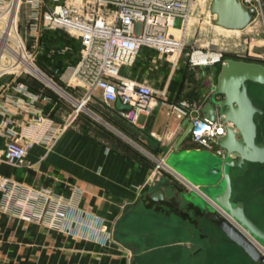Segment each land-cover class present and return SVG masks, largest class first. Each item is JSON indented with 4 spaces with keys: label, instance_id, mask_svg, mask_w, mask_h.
Instances as JSON below:
<instances>
[{
    "label": "crops",
    "instance_id": "obj_1",
    "mask_svg": "<svg viewBox=\"0 0 264 264\" xmlns=\"http://www.w3.org/2000/svg\"><path fill=\"white\" fill-rule=\"evenodd\" d=\"M29 45L36 46L43 71L75 100L32 78L1 79L0 147L16 140L27 147L28 155L20 167L0 163V174L11 177L20 192L47 188L61 196L66 218L36 221L32 212L16 202L19 195L11 206H5L0 195V264H256L213 223L207 208L188 201L183 193L164 187L165 201L150 199V188L159 178L156 160L166 158L212 204L202 187L208 184L210 162L219 155V147L200 146L190 134L176 151L187 120L169 117L160 96L151 114H138L132 121L120 116L123 110L117 103L107 108L100 91L88 97L84 87L67 85L61 78L78 63L81 42L64 29H45L37 43L29 40ZM155 52L156 58L141 52L136 64L121 74L165 90L171 102L187 100L204 108L219 72L206 67L204 74L201 67L183 63L175 69L177 78L163 76L162 85L156 86L142 74L143 69L158 68L163 56ZM21 83L33 99L22 94L24 107L7 110V96L17 95L16 86ZM256 85L250 83V95L264 105ZM83 100L86 108L77 112ZM34 112L44 115V123L34 121ZM230 174L232 200L243 201L248 217L264 230V167L250 163L231 168ZM56 206L51 203L50 209ZM41 208L36 204L34 212ZM73 216L84 217L82 234L75 231V222L71 230H65ZM91 218L113 228L112 242L96 240Z\"/></svg>",
    "mask_w": 264,
    "mask_h": 264
},
{
    "label": "built area",
    "instance_id": "obj_2",
    "mask_svg": "<svg viewBox=\"0 0 264 264\" xmlns=\"http://www.w3.org/2000/svg\"><path fill=\"white\" fill-rule=\"evenodd\" d=\"M201 1L86 0L85 3H68L61 0H0V80L11 77V82H18L21 78H32L60 96L75 100L38 66L36 46L29 45V40L37 43L45 29H64L81 42L78 63L69 67L61 78L67 85L84 87L88 97L100 91L102 102L107 108H113L117 102L130 106L131 110L120 111V116L132 121L138 114H151L156 98L160 95L169 117L186 119L192 123L191 137L195 143L212 149L219 147V142L225 135V126L220 117L211 120L208 114L202 112L203 107L187 100L171 102L166 98V91L159 93L150 84L121 74L122 69L136 64L144 48L155 49L161 56L176 53L182 46L181 39H176L172 31ZM241 2L255 14L254 22L259 17L264 21V0ZM24 3L37 9L29 15L32 22L26 27V31L20 23V9ZM222 58L223 55L220 54L217 62ZM191 65L208 67L211 64L200 65L194 60ZM16 93L17 95L7 96V110L11 107L15 112L24 107L19 97L22 94L33 99L31 91L23 83L17 84ZM85 108L83 100L78 103L76 111L80 112ZM33 116L35 122L44 123L43 114L34 112ZM218 154H224L220 147ZM27 155V147L16 140L9 141L4 148L0 147V163L13 167L23 166ZM154 170L159 177L157 180L165 177L186 190L200 192L199 188L177 173L166 158L156 160ZM20 189L11 177L0 174V195L5 206H11L13 197L19 195L16 202L32 212L36 221L42 222L47 218L55 222L58 218H66L65 211L60 207L63 203L61 196L54 195L47 188L39 192H20ZM51 203H56V208L51 210ZM36 204L42 207L41 212H34ZM83 218L71 217L65 230H71L75 222V231L82 234L80 226ZM90 220L95 222L98 242L105 244L114 240L113 228H107L99 218ZM87 235L88 232H85L83 236Z\"/></svg>",
    "mask_w": 264,
    "mask_h": 264
},
{
    "label": "water",
    "instance_id": "obj_3",
    "mask_svg": "<svg viewBox=\"0 0 264 264\" xmlns=\"http://www.w3.org/2000/svg\"><path fill=\"white\" fill-rule=\"evenodd\" d=\"M213 23L230 30H244L255 20V14L241 0H212ZM205 74V66L201 67ZM249 83L264 85V64L245 60L225 59L217 76V84L210 101L202 109L211 120L220 117L225 124V135L219 142L223 155H214L208 184L202 187L212 204L168 178L159 179L151 186L150 199L165 201L164 187H173L185 198L213 215V223L230 240L241 246L256 264H264V230L251 220L243 201L232 200L231 168L248 164L264 167V107L255 104L249 94ZM121 110L130 106L117 102ZM176 151L190 136L193 125L187 120ZM261 138V140H259ZM134 207L127 209L133 210Z\"/></svg>",
    "mask_w": 264,
    "mask_h": 264
},
{
    "label": "rangeland",
    "instance_id": "obj_4",
    "mask_svg": "<svg viewBox=\"0 0 264 264\" xmlns=\"http://www.w3.org/2000/svg\"><path fill=\"white\" fill-rule=\"evenodd\" d=\"M62 2H79L85 3L86 0H61ZM211 1L202 0L196 5L190 15L181 21L173 32L176 39H181V48L176 52L163 55L158 68H146L142 70V74L148 78L156 86L162 85V77L169 79L177 78L179 74L175 71L176 67L183 63L191 64L193 55L196 52L205 54L220 53L223 58L220 62L213 63L208 67H214L217 72L220 71L222 62L225 59L245 60L248 62H264V21L258 18L250 27L240 31H229L219 27L213 23L216 18L211 14ZM51 4V3H50ZM37 11L32 5L24 3L20 9V23L26 31V27L30 25L29 15ZM183 31V32H182ZM182 32V33H181ZM183 35V37H182ZM148 49V48H147ZM150 49V48H149ZM142 50L145 57L156 58V50ZM158 52V51H157ZM40 54L36 53L37 64L41 67L39 61ZM159 55V52H158ZM256 93L260 94L258 99L264 97V86H255ZM159 93L165 90L155 89ZM160 96V95H158ZM172 167L173 163L168 161ZM190 191V190H188ZM197 193V192H196ZM198 194V193H197ZM199 195V194H198Z\"/></svg>",
    "mask_w": 264,
    "mask_h": 264
},
{
    "label": "bare ground",
    "instance_id": "obj_5",
    "mask_svg": "<svg viewBox=\"0 0 264 264\" xmlns=\"http://www.w3.org/2000/svg\"><path fill=\"white\" fill-rule=\"evenodd\" d=\"M219 27H221V26H219ZM227 30H229V31H240V30H230V29H227ZM182 37H183V35H182ZM219 57H220V54L219 53L205 54L203 52H196L193 55L194 60L197 63H199L200 65H210V64H213V63H215V62H217L219 60Z\"/></svg>",
    "mask_w": 264,
    "mask_h": 264
},
{
    "label": "flooded vegetation",
    "instance_id": "obj_6",
    "mask_svg": "<svg viewBox=\"0 0 264 264\" xmlns=\"http://www.w3.org/2000/svg\"><path fill=\"white\" fill-rule=\"evenodd\" d=\"M249 85H250V83H249ZM248 91H249V89H248ZM249 94H250V92H249ZM251 96V95H250ZM253 99V98H252ZM253 101H254V103L255 104H258V105H260V106H262V107H264V105H261V104H259L258 102H256L254 99H253ZM224 124V123H223ZM224 126H225V124H224Z\"/></svg>",
    "mask_w": 264,
    "mask_h": 264
}]
</instances>
